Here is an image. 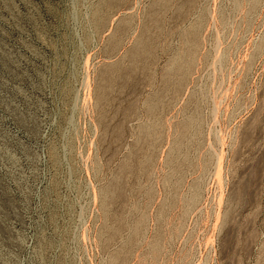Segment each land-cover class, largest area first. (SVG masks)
Instances as JSON below:
<instances>
[{"label": "rangeland", "instance_id": "374dc122", "mask_svg": "<svg viewBox=\"0 0 264 264\" xmlns=\"http://www.w3.org/2000/svg\"><path fill=\"white\" fill-rule=\"evenodd\" d=\"M0 264H264V0H0Z\"/></svg>", "mask_w": 264, "mask_h": 264}]
</instances>
